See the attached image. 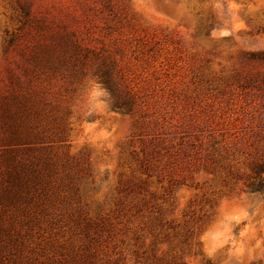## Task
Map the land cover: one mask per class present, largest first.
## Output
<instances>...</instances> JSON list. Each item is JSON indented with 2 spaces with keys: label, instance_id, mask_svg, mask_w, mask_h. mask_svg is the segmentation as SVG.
I'll use <instances>...</instances> for the list:
<instances>
[{
  "label": "rangeland",
  "instance_id": "rangeland-1",
  "mask_svg": "<svg viewBox=\"0 0 264 264\" xmlns=\"http://www.w3.org/2000/svg\"><path fill=\"white\" fill-rule=\"evenodd\" d=\"M19 5L82 50L75 71L38 85L54 130L34 153L53 198L16 223L0 208L25 255L264 264V194L246 187L264 162V61L249 59L264 53V0H0V97L30 40ZM99 69L131 112L113 107Z\"/></svg>",
  "mask_w": 264,
  "mask_h": 264
},
{
  "label": "trees",
  "instance_id": "trees-1",
  "mask_svg": "<svg viewBox=\"0 0 264 264\" xmlns=\"http://www.w3.org/2000/svg\"><path fill=\"white\" fill-rule=\"evenodd\" d=\"M19 12L24 32L20 37L29 36L30 40L21 44L20 73H8V89L0 97V208L14 223L19 217L31 218L33 207L39 208L40 202L53 198L51 165L42 163L34 153L54 130L52 122L43 127L45 103L39 82L42 77L64 79L69 70L75 71L82 54L73 35L44 21H32L25 6L19 5ZM33 23L35 29L26 32ZM14 43V36L6 40L8 46ZM249 59L264 61V53L251 54ZM97 77L113 99V107L122 113L131 112V101L122 98L110 70L99 69ZM57 131L54 134L64 133L63 128ZM246 187L251 193L264 194V162L254 167ZM24 237L15 230L0 228V264H36L25 255Z\"/></svg>",
  "mask_w": 264,
  "mask_h": 264
}]
</instances>
